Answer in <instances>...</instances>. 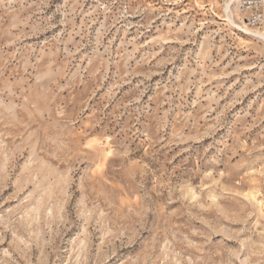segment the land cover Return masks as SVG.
Listing matches in <instances>:
<instances>
[{
	"label": "rangeland",
	"instance_id": "obj_1",
	"mask_svg": "<svg viewBox=\"0 0 264 264\" xmlns=\"http://www.w3.org/2000/svg\"><path fill=\"white\" fill-rule=\"evenodd\" d=\"M242 21L0 0V264H264V30Z\"/></svg>",
	"mask_w": 264,
	"mask_h": 264
},
{
	"label": "built area",
	"instance_id": "obj_2",
	"mask_svg": "<svg viewBox=\"0 0 264 264\" xmlns=\"http://www.w3.org/2000/svg\"><path fill=\"white\" fill-rule=\"evenodd\" d=\"M242 15V26L250 31L264 30V0H232Z\"/></svg>",
	"mask_w": 264,
	"mask_h": 264
},
{
	"label": "bare ground",
	"instance_id": "obj_3",
	"mask_svg": "<svg viewBox=\"0 0 264 264\" xmlns=\"http://www.w3.org/2000/svg\"><path fill=\"white\" fill-rule=\"evenodd\" d=\"M242 24H243V22H242ZM242 28H243V31H245V32H262V31H250V30H247L244 26H242ZM261 36H263V35H261Z\"/></svg>",
	"mask_w": 264,
	"mask_h": 264
}]
</instances>
